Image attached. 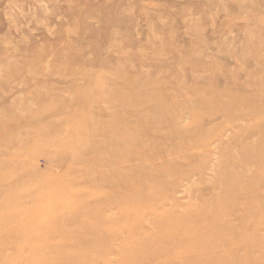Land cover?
Instances as JSON below:
<instances>
[{
    "label": "rangeland",
    "instance_id": "obj_1",
    "mask_svg": "<svg viewBox=\"0 0 264 264\" xmlns=\"http://www.w3.org/2000/svg\"><path fill=\"white\" fill-rule=\"evenodd\" d=\"M230 169L251 242L198 264H264V0H0V264H167Z\"/></svg>",
    "mask_w": 264,
    "mask_h": 264
},
{
    "label": "bare ground",
    "instance_id": "obj_2",
    "mask_svg": "<svg viewBox=\"0 0 264 264\" xmlns=\"http://www.w3.org/2000/svg\"><path fill=\"white\" fill-rule=\"evenodd\" d=\"M78 56V55H77ZM75 62V61H73ZM82 62V61H80ZM79 62V63H80ZM258 152L261 153V150L259 149ZM259 153V154H260ZM244 159L242 160L240 156H238L236 163L239 166V162L249 161L252 158L251 154H245ZM237 166V167H238ZM236 167V166H235ZM236 167V168H237ZM242 169V168H241ZM239 170V167H238ZM241 173V172H240ZM239 171L231 170L229 173L228 180L226 182V186L221 190L220 193H217L216 196L211 195L209 198H206L203 202L205 203L204 206H206L207 212H193L191 213L189 209L190 207H186V211L184 213L177 215V217L172 216V213L168 214L169 217L165 222L159 221L161 224H166L171 221L172 216V222L175 224H181L184 222L185 217L189 216L192 218L197 228H182L178 227L175 229L170 230L167 234L164 236H161L157 240V246L159 245L162 247L158 251L154 250H148L146 253H140L144 255V258L151 260L153 257L156 258L158 256H165V260H162V263L167 264H198L200 259H206L207 254L214 252L212 258H217V255H219L220 259L228 260L229 258L232 260H239L240 256L238 257V253L236 251L229 254V252H220L217 248V245L219 244V240L225 237L230 236L233 240H235L234 244L236 245H244L247 243V238L239 236L240 228L244 225V223L249 222L247 219L245 221L239 218H236L237 212L240 211V209H244V205L247 204V201H249L250 197H252V193L245 195L243 204L241 203L238 205L235 203V199L237 197V191L236 189H245V181L242 179L243 177H240ZM250 181V179H249ZM72 188V190L76 189ZM81 188V187H80ZM17 190V187L11 188V191L15 192ZM255 189V188H254ZM70 190V189H69ZM253 190V189H252ZM7 191L10 193V190L7 189ZM75 192L81 194L82 192L85 193V191L79 192L74 190ZM246 193V192H245ZM10 196H14V194H11ZM249 199V200H248ZM202 202V201H201ZM238 202V201H237ZM197 204V203H196ZM43 208V207H42ZM56 208V206H54ZM38 207L34 212H38ZM40 210V209H39ZM50 210V208H49ZM188 211V212H187ZM186 212V213H185ZM194 214V216H192ZM181 215V216H180ZM186 215V216H184ZM201 222H208L210 225L205 229H200L199 223ZM57 233V232H56ZM215 238V240L211 243L205 241L207 239ZM253 239V238H250ZM184 241V240H190L191 242L187 243L186 246H178L176 244V241ZM213 240V239H212ZM207 242L200 245V242ZM216 242H218L217 245ZM251 242V241H250ZM153 246V241L151 242V245ZM128 251H134V250H128ZM173 253H170V252ZM37 256L35 255V259L37 260ZM196 257V258H194ZM41 260H44L42 258ZM205 261V260H204ZM208 261V260H207ZM210 264H219V261L211 262L208 261ZM205 264V263H204Z\"/></svg>",
    "mask_w": 264,
    "mask_h": 264
}]
</instances>
